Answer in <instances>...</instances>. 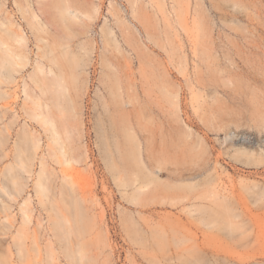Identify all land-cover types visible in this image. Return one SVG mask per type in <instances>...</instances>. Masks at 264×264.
<instances>
[{"label":"rangeland","instance_id":"374dc122","mask_svg":"<svg viewBox=\"0 0 264 264\" xmlns=\"http://www.w3.org/2000/svg\"><path fill=\"white\" fill-rule=\"evenodd\" d=\"M42 1L0 0L29 54L0 46V264H264V0Z\"/></svg>","mask_w":264,"mask_h":264},{"label":"bare ground","instance_id":"6f19581e","mask_svg":"<svg viewBox=\"0 0 264 264\" xmlns=\"http://www.w3.org/2000/svg\"><path fill=\"white\" fill-rule=\"evenodd\" d=\"M40 4H43L42 0H38ZM56 6L59 10V16L62 20L73 22L80 17L81 11L74 7L71 3L68 2H57ZM19 8L24 14V19L27 22V26L31 29L32 33L35 36V39L38 43V47L41 49L43 46L39 44V42H46V38L43 33L48 32L50 25L46 24V22H50L49 17L46 15L44 7H39L41 14L45 17V23H43L40 19V15L32 9V5L29 1H26L25 4L19 3ZM1 12V10H0ZM28 38L26 29L22 26L19 29L14 27H7L4 21L0 20V46H6L8 56L13 60V63L16 64L14 59L21 60L22 62L28 63L29 54L27 52ZM52 49H47L44 56H48L49 53H52ZM41 56V55H40ZM46 59V58H45ZM25 64V63H24ZM38 71L32 75V80L34 82V87L36 91H40L42 93L47 94L48 85L54 81L61 88H66L64 70L60 64H58L57 57L53 56L49 60L39 59L37 63ZM1 84V82H0ZM28 89V82L25 81V90ZM122 96V93H121ZM37 104L39 106L45 105L44 102H41L42 96L40 94H36ZM130 100H123L119 103L120 107H128ZM174 104L178 105L177 101H174ZM151 105V104H150ZM46 106L49 104L46 102ZM152 109V106L149 107ZM40 114H36V117H39ZM147 116H152V113L149 111ZM46 122H49L52 127L53 134H56L57 129L55 127V120L53 116L46 117ZM143 116L140 115L138 118V124L140 128L134 122L130 125V135L133 137L134 146L133 150L134 154L137 155L140 159L145 158L148 159L150 157V145L148 142V137L144 134L145 127L142 126ZM230 134V138L234 139L235 135L232 131L228 133ZM243 143H246L245 141ZM147 179L143 180L144 185L150 184L152 181L148 176ZM149 180V181H148Z\"/></svg>","mask_w":264,"mask_h":264}]
</instances>
